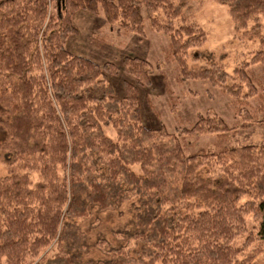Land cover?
<instances>
[{
  "label": "trees",
  "instance_id": "obj_1",
  "mask_svg": "<svg viewBox=\"0 0 264 264\" xmlns=\"http://www.w3.org/2000/svg\"><path fill=\"white\" fill-rule=\"evenodd\" d=\"M215 1L229 7L238 35L260 40L233 75L221 66L189 69L188 51L207 34L173 0L0 1V106L13 156L0 178V264H251L264 253V145L187 154L179 135L144 124L139 86L152 83L147 60L100 65L66 47L78 33V11L144 36V7L151 27L169 36L182 80H207L248 102L258 96L250 68L264 66V0ZM121 69L134 81L125 80L117 98L110 78ZM230 78L238 83L227 85ZM230 130L208 115L180 133L226 138ZM202 166L220 176H203ZM134 199L142 209L136 229L114 234L126 244L100 239L108 258L84 261L89 245L76 222Z\"/></svg>",
  "mask_w": 264,
  "mask_h": 264
},
{
  "label": "rangeland",
  "instance_id": "obj_2",
  "mask_svg": "<svg viewBox=\"0 0 264 264\" xmlns=\"http://www.w3.org/2000/svg\"><path fill=\"white\" fill-rule=\"evenodd\" d=\"M173 2L191 22L203 28L207 34L203 46L188 51L189 69L205 70L221 66L233 75L235 68L250 61L251 53L260 48L259 39H243L237 34L227 5L215 0ZM54 6L56 3H52V10ZM142 14L145 18L144 36L125 32L118 23H107L102 13L93 15L87 11H78L73 19L78 33L68 37L66 47L72 53L100 65L114 63L122 68L126 57L147 60L151 65L152 83L150 86H139L144 124L150 128L164 126L168 132L179 135L187 154L200 149L214 152L220 144L230 147L264 145V66L250 68L249 74L257 86L258 96L248 102H235L207 80H182L177 63L169 55V36L151 27L150 16L144 7ZM158 15L162 14L155 17ZM110 79L117 98L124 96V81H134L123 69ZM236 83L238 81L233 78L227 81L229 86ZM245 113L251 117L249 121L244 119ZM8 115V111L0 106V178L7 175L13 161L12 154L5 147L6 129L3 121ZM208 115L219 117L231 128L226 138L217 135L186 136L180 133L185 128H191L200 116ZM105 133L116 139V132L112 127H107ZM210 169L211 171L209 167L202 166L203 176H220L219 168ZM135 170L138 171L139 168L135 167ZM37 177L34 175L35 180ZM141 212L139 200L134 199L123 203L118 210L100 213L95 208L91 217L78 220L76 224L86 235V243L89 245L84 261L108 258L96 246L100 239L106 240L110 247L125 245L126 242L117 240L114 234L117 231L135 230L137 216ZM249 223L252 226L254 220L250 218ZM53 249L54 246L49 248L51 251ZM251 264H264V253Z\"/></svg>",
  "mask_w": 264,
  "mask_h": 264
}]
</instances>
